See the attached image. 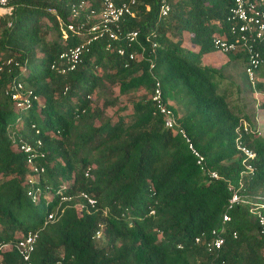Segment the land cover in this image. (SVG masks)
I'll return each mask as SVG.
<instances>
[{"label":"trees","instance_id":"trees-1","mask_svg":"<svg viewBox=\"0 0 264 264\" xmlns=\"http://www.w3.org/2000/svg\"><path fill=\"white\" fill-rule=\"evenodd\" d=\"M9 1L12 14L0 16V64L13 60L0 73V246L8 245L0 249V264H23L15 244L29 232L38 234L32 264H264V235L247 205L229 211L222 250L206 248L232 195L228 184L235 190L242 185L240 192L252 199L264 198V133L254 128V104L234 107L229 95L236 87L244 102L243 93L261 86L249 83L243 50L228 56L243 68L244 91L224 82L225 68L203 62L217 51L212 39L231 0H169L166 17H159L158 0H137L134 16L121 23V29L139 33L137 42L130 48L115 42L107 51V38L97 39L75 70L64 74L52 64L92 37L67 25L97 23L100 0ZM81 3L73 17L72 7ZM131 52H143L142 59L129 60ZM156 80L221 180L203 174L184 141L164 128L150 100ZM14 83L36 97L30 107L18 109L5 96ZM243 123L253 133L242 131L240 138L236 130ZM238 138L253 158L237 149ZM37 141L44 158L36 161L44 173L39 201L33 202L26 195L31 171L19 146L35 147ZM81 193L95 207L77 199ZM61 197L71 200L45 224Z\"/></svg>","mask_w":264,"mask_h":264},{"label":"built area","instance_id":"built-area-1","mask_svg":"<svg viewBox=\"0 0 264 264\" xmlns=\"http://www.w3.org/2000/svg\"><path fill=\"white\" fill-rule=\"evenodd\" d=\"M101 12L99 14V21L89 27L85 24L80 25L68 24V31L74 32L78 35H92L91 38L85 42L80 43L74 47H70L67 51L59 55L57 63H53L51 69H57L60 74L75 70L77 65L82 62L84 53L88 52V47L93 41L100 38H107L108 44L106 50H113L112 43L124 42L127 47H132L138 39L139 33L137 31H129L121 29V23L125 17H133L137 0H100ZM83 6V3L72 7V15H78V9ZM159 17H166L170 11L169 0H158ZM148 9V7H147ZM13 6L10 5L9 0H0V16L11 15ZM93 13V12H92ZM66 37V36H65ZM213 47L223 53L230 54L238 51H244L247 58V65L245 72L249 83L252 87L261 86L264 92V0H231V6L226 15L220 29V33L212 39ZM155 47V45L153 44ZM116 53L119 56L125 55L123 48H117ZM142 53H129V60H141ZM13 60H6L0 64V73L10 65ZM10 70L8 69L7 72ZM6 97L15 103L18 109H25L31 106L36 97L30 98L29 92L24 89L22 83H14L7 87L4 91ZM150 100L153 104L156 114L161 116L163 126L170 130L173 134L179 136L187 146L190 153L196 159V165L203 174L209 176L212 180H221L222 177L214 170L208 169L205 163V158L194 146L191 137L186 130L178 122L174 110L168 106L164 99L161 90V85L158 80L155 81L153 90L150 94ZM242 131L244 133H253L249 124L243 123V128H238L236 134L241 138ZM258 133V130H256ZM38 133V132H37ZM236 140L237 149L244 155V158H253V152L245 147L243 139ZM41 141L36 142V146L28 143H22L19 150L27 155V164L31 171L26 179L28 190L27 197L31 198L33 202H38L41 194L39 187V177L44 173V167L37 163L36 159L42 160L44 153L39 149ZM247 171H251L252 167L249 163L243 162ZM88 172L85 176H88ZM240 188L235 190L231 184H228V190L232 193L225 212L222 215L221 225L217 229L210 232L209 239L206 243V248L209 252L217 253L222 250L225 244V235L227 234V223L230 222L229 211L237 205H247L250 207V213L256 218L259 233L264 235V198L255 197L250 198L248 195L240 192ZM77 199H83L86 202V207H95V200L87 193H81ZM69 197H61L54 210L47 214L45 224L52 223L58 219L63 213V203L70 201ZM96 237H99L97 232ZM235 238L236 234L233 233ZM38 238L37 232H29L24 238L17 241L15 248L17 249L23 264H32L31 256L35 250L36 241ZM195 243H200V238L195 239ZM8 245L0 246L7 247ZM225 264V263H222Z\"/></svg>","mask_w":264,"mask_h":264},{"label":"rangeland","instance_id":"rangeland-1","mask_svg":"<svg viewBox=\"0 0 264 264\" xmlns=\"http://www.w3.org/2000/svg\"><path fill=\"white\" fill-rule=\"evenodd\" d=\"M215 57V58H214ZM223 59V60H221ZM228 59L227 56H222L221 54H218L216 52H209L208 54H206L204 56V62L207 63V65L210 66H220L222 63H227L225 62V60ZM208 60V61H207ZM241 67L237 66L234 67L230 72V78H227L224 80V82H229L231 81L234 85H239L241 90L244 91L245 90V86H247V83H245V79L242 77L241 75ZM230 95V99L233 100L231 101L233 103V106L235 107H239V106H243V104H245V106L249 109L251 104L253 103V97L249 96L248 94L243 93V99L244 102L239 98V92L237 91V88L235 87L233 91H230L229 93ZM235 101V102H234ZM258 107L259 104H262V102L260 101L257 102ZM264 115V112H263ZM261 124L262 127H264V116L261 117Z\"/></svg>","mask_w":264,"mask_h":264},{"label":"crops","instance_id":"crops-1","mask_svg":"<svg viewBox=\"0 0 264 264\" xmlns=\"http://www.w3.org/2000/svg\"><path fill=\"white\" fill-rule=\"evenodd\" d=\"M220 33V32H219ZM218 33V34H219ZM218 54H221L222 56H227L228 59L225 60V62L227 63H222L220 66H212L214 68H225V72H224V80L227 79V78H230V72L228 71H231L234 67H237V66H240L241 65H238V64H234L233 60H234V56H231L228 54H223L219 51H214ZM231 54V53H230ZM215 58V57H214ZM223 60V59H221ZM208 61V60H207ZM203 62H204V58H203ZM204 64L207 65V63L204 62ZM210 66V65H208ZM241 72L243 71V68L241 67ZM249 96H252L253 97V104H254V109H255V117L253 119V122H254V128H256V130H258V135H262L264 133V127H262V124H261V117L264 116L263 115V112L264 110L261 108V105L264 104V92H262V90H255L254 92H252V95H249ZM260 101L262 102V104H259V107H258V103H260Z\"/></svg>","mask_w":264,"mask_h":264}]
</instances>
